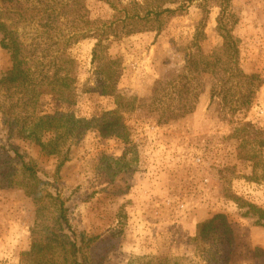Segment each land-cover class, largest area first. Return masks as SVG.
Segmentation results:
<instances>
[{
	"label": "rangeland",
	"instance_id": "1",
	"mask_svg": "<svg viewBox=\"0 0 264 264\" xmlns=\"http://www.w3.org/2000/svg\"><path fill=\"white\" fill-rule=\"evenodd\" d=\"M153 4L150 1L148 7ZM91 8L94 18L114 19L115 11L104 1H93ZM233 9L241 65L262 79L247 120L264 129V0H233ZM219 11L213 5L207 19V51L222 41L217 31ZM202 17L201 1L196 0L163 14L166 27L160 33L143 31L112 41L108 54L121 58V92L145 97L161 71L174 73L183 62L182 47L193 40ZM36 28L23 23L18 29L31 41ZM2 37L0 32V75L12 66ZM96 42L88 36L69 49L79 63L77 102L68 105L45 98L48 109L87 120L116 107L114 97L96 89ZM208 103V97L200 95L194 113L163 123L148 104L143 105L128 115L130 144L88 127L72 135L64 147L67 157L59 174L63 157L48 155L29 139H10L2 117L0 144H15L37 161L45 188L60 192L74 228L97 237L91 255L95 259L104 255L103 264H175L176 258L179 264H209L215 247L199 253L190 237L199 221L218 212L227 214L237 234L234 263L264 264V224L256 222L253 211L247 212L248 206L241 207L226 195L235 193L264 209V166L253 172L250 162L239 159L236 141L229 136L233 125L210 112ZM50 136L46 133L43 138ZM36 211L22 190L0 189V264H21L22 252L32 244Z\"/></svg>",
	"mask_w": 264,
	"mask_h": 264
},
{
	"label": "trees",
	"instance_id": "2",
	"mask_svg": "<svg viewBox=\"0 0 264 264\" xmlns=\"http://www.w3.org/2000/svg\"><path fill=\"white\" fill-rule=\"evenodd\" d=\"M93 1L108 3L115 11L114 19L94 18ZM150 1L154 4L148 7ZM194 1L0 0L1 45L12 60L11 68L0 75V117L8 137L29 139L48 155L62 156L59 174L67 157L64 147L72 135L93 127L103 137H118L130 144L132 128L127 118L133 111L148 104L160 123L174 121L194 113L196 99L205 95L209 99L207 109L233 125L229 136L236 141L239 159L250 162L252 171L257 172L264 166V129L248 121L247 114L262 79L241 65L233 0H200L203 17L193 40L182 47L181 66L170 75L161 71L145 97L125 95L118 87L121 58L108 54L110 43L137 32L160 33L166 27L163 14L174 13ZM178 3L181 5L173 8ZM213 5L220 8L217 31L222 41L207 51L204 42ZM23 23L37 26V35L31 41L19 32ZM88 36L97 39L93 49L96 89L100 95L114 97L116 107L85 120L73 112L48 109L49 103L44 104V100L51 98L68 105L77 102L79 63L69 49ZM46 133H51L48 139L43 138ZM41 173L37 161L17 145L0 144V189L22 190L37 206L32 244L22 252L21 264H103L104 255L98 259L91 255L97 237L74 228L66 201L58 190L45 188ZM226 195L241 207L248 206L247 212L253 211L258 215L256 222L264 224L262 207L235 193ZM195 230L190 242L199 253L215 247L209 264H235L237 234L227 214L215 213L199 221ZM179 261L176 258L175 264Z\"/></svg>",
	"mask_w": 264,
	"mask_h": 264
}]
</instances>
